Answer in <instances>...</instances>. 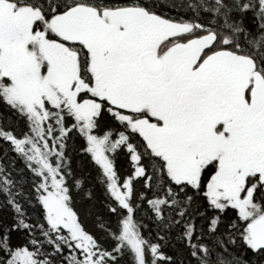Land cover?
Returning a JSON list of instances; mask_svg holds the SVG:
<instances>
[{
  "label": "snow or ice",
  "instance_id": "1",
  "mask_svg": "<svg viewBox=\"0 0 264 264\" xmlns=\"http://www.w3.org/2000/svg\"><path fill=\"white\" fill-rule=\"evenodd\" d=\"M0 264H264V0H0Z\"/></svg>",
  "mask_w": 264,
  "mask_h": 264
}]
</instances>
